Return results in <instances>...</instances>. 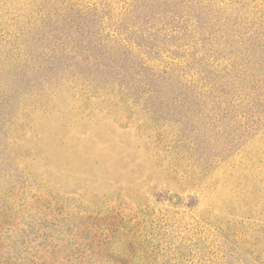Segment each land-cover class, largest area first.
<instances>
[{"label":"rangeland","instance_id":"obj_1","mask_svg":"<svg viewBox=\"0 0 264 264\" xmlns=\"http://www.w3.org/2000/svg\"><path fill=\"white\" fill-rule=\"evenodd\" d=\"M45 1L0 0V264H264V108L249 119L237 99L231 117L206 98L228 60L189 41L186 18L163 27L181 1L46 3L96 9L90 30L107 40L125 13L163 10L156 48L138 40L129 56L154 75L148 100L105 67L20 64Z\"/></svg>","mask_w":264,"mask_h":264},{"label":"trees","instance_id":"obj_2","mask_svg":"<svg viewBox=\"0 0 264 264\" xmlns=\"http://www.w3.org/2000/svg\"><path fill=\"white\" fill-rule=\"evenodd\" d=\"M131 1L139 9L140 4L146 0ZM180 1L181 4H174L173 13L164 12L163 17L161 14L163 10L158 12L162 18L167 19L163 27L169 28L177 16L186 18V34L189 36V41L195 43V46L198 41H202L205 49L209 43L211 51L219 53L218 56L227 57L225 73L217 82L206 87L209 93L206 98H218L219 103L225 104L224 114L229 113L232 117L237 114L236 107H239L238 111L244 109L243 113L250 119V112L256 114L259 112L255 110L257 107L264 108V0L259 3L255 0H251L252 2L230 0L224 6L220 5L222 1L219 3L217 0ZM48 2V0L43 2L36 12L31 13L28 26L20 30L21 42L17 47L20 51L17 55L23 56L20 64L24 62L26 68L35 65L38 69L43 65L45 70L47 66L54 67L58 62L60 64L67 61L70 63L69 66L73 67L90 63L93 67L96 66L98 71H104V67L112 70L115 73L114 78L122 82L137 80L145 84L149 94L145 100L157 94L156 90H151L150 85L154 75L144 76V67L129 61V56L132 55L133 43L142 46L140 43L145 41L150 45V50L156 48L154 41L158 34L157 21L161 18L159 14L138 16V19L134 20L129 13H125L120 20L112 22L120 36L107 40L104 37H110L109 34L104 36L90 30L89 24H101V21L94 16L93 19L88 20V17L92 18L91 13L96 15V9L85 8L81 11L65 8L66 10L63 9L62 12L56 8V5L48 6L47 9ZM179 6L180 9H177ZM185 7V16H180V13L185 12ZM144 30H150L148 37L154 36V38L148 39L143 36ZM124 31H127L126 38H121ZM27 34H31L29 46L24 44V36ZM197 34L200 36L199 40L196 39ZM133 35L138 36L135 38ZM112 46L118 47L117 51L113 52ZM39 48H42V53L34 56ZM25 56L27 57L24 59ZM140 75L144 77L142 81L139 80ZM204 94L201 95L205 96ZM136 95L137 98H141L138 93ZM261 96H263L262 100ZM237 99L241 102L236 107H232ZM228 104L231 105L227 106ZM249 129L254 130L252 127ZM247 133L250 134V131L248 130ZM79 264H92V261L86 259Z\"/></svg>","mask_w":264,"mask_h":264}]
</instances>
